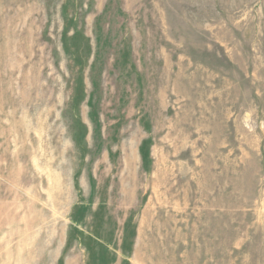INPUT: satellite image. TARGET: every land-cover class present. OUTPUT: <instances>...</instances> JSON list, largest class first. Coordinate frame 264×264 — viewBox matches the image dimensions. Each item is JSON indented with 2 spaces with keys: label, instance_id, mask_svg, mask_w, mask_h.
<instances>
[{
  "label": "rangeland",
  "instance_id": "rangeland-1",
  "mask_svg": "<svg viewBox=\"0 0 264 264\" xmlns=\"http://www.w3.org/2000/svg\"><path fill=\"white\" fill-rule=\"evenodd\" d=\"M0 264H264V0H0Z\"/></svg>",
  "mask_w": 264,
  "mask_h": 264
}]
</instances>
